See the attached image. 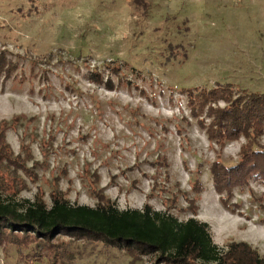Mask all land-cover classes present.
Segmentation results:
<instances>
[{
    "label": "rangeland",
    "instance_id": "rangeland-1",
    "mask_svg": "<svg viewBox=\"0 0 264 264\" xmlns=\"http://www.w3.org/2000/svg\"><path fill=\"white\" fill-rule=\"evenodd\" d=\"M132 1L0 0V42L18 63L0 90V122L17 118L6 142L36 174L35 182L21 177L27 189L16 199L39 193L49 204L60 190L93 207L103 189L119 210L148 202L180 221L192 217V199L218 248L242 241L264 256V185L235 188L240 214L220 206L209 173L218 147L190 119L184 92L230 85L264 93V0H153L146 18ZM92 73L111 78L114 90L88 79ZM244 142L228 143L221 161L237 162ZM196 179L199 195L191 192ZM70 246L63 264H154ZM31 253L0 247V264H36Z\"/></svg>",
    "mask_w": 264,
    "mask_h": 264
},
{
    "label": "trees",
    "instance_id": "trees-1",
    "mask_svg": "<svg viewBox=\"0 0 264 264\" xmlns=\"http://www.w3.org/2000/svg\"><path fill=\"white\" fill-rule=\"evenodd\" d=\"M152 1L133 0L134 13L152 17ZM9 56L5 42H0V90L18 71V63ZM113 72L118 74V70ZM92 75L88 78L92 82L114 90L111 78ZM184 92L190 119L218 147V158L210 164L209 173L220 206L231 214H240L239 205L232 202L235 188L247 187L251 180L264 185V93H238L230 85ZM16 121L0 122V247H15L19 254L30 249L32 253L26 257L36 264L70 262L73 242L113 248L136 262L154 258V264H264V256L245 242L230 241L218 248L208 224L194 218L197 207L192 199L187 200L192 217L185 221L167 211L153 210L148 202L141 209L119 210L104 196L103 189L95 195L93 207L72 204L60 190L49 193V204L39 193L31 201L16 199L27 189L22 176L36 181V174L27 166L29 158L14 155L6 142V133ZM241 138L245 142L237 162L223 163L219 151ZM191 192H202L198 179Z\"/></svg>",
    "mask_w": 264,
    "mask_h": 264
},
{
    "label": "crops",
    "instance_id": "crops-1",
    "mask_svg": "<svg viewBox=\"0 0 264 264\" xmlns=\"http://www.w3.org/2000/svg\"><path fill=\"white\" fill-rule=\"evenodd\" d=\"M240 242H242V241H240Z\"/></svg>",
    "mask_w": 264,
    "mask_h": 264
}]
</instances>
